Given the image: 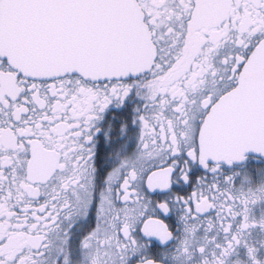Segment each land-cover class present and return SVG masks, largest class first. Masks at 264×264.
Here are the masks:
<instances>
[{
    "label": "snow or ice",
    "instance_id": "1",
    "mask_svg": "<svg viewBox=\"0 0 264 264\" xmlns=\"http://www.w3.org/2000/svg\"><path fill=\"white\" fill-rule=\"evenodd\" d=\"M257 203L264 0H0V264H264Z\"/></svg>",
    "mask_w": 264,
    "mask_h": 264
},
{
    "label": "flooded vegetation",
    "instance_id": "2",
    "mask_svg": "<svg viewBox=\"0 0 264 264\" xmlns=\"http://www.w3.org/2000/svg\"><path fill=\"white\" fill-rule=\"evenodd\" d=\"M193 11H195V10H193ZM209 15H211V13L202 14L201 21L202 22H207V17ZM32 143H34L38 147V149L40 151V154H39V158L38 159H34L33 161L29 162V167H30L31 171L34 174H38V173L42 172L43 170H45L48 167V159H47V155H46V153L48 152V149H45L43 147V145L40 143V141H33ZM13 159H14V155H13ZM260 167L261 166L250 156L248 163L246 165L241 166L240 172H241L242 175L244 173H249V174L257 173V170L260 169ZM10 172H11V175L15 177V182L16 183L21 182L22 177L17 174L15 166L13 167L12 170H10ZM6 175H8V173H6ZM14 187H15V183L13 184V188ZM262 207H264V205L257 203L255 205L254 211L257 214H259V212H260ZM173 230L174 231L176 230V225L175 224H173ZM11 235L13 237H16V236L22 235V234L13 232V233H11ZM253 238H255V234H254ZM5 243H8V241H6Z\"/></svg>",
    "mask_w": 264,
    "mask_h": 264
},
{
    "label": "water",
    "instance_id": "3",
    "mask_svg": "<svg viewBox=\"0 0 264 264\" xmlns=\"http://www.w3.org/2000/svg\"><path fill=\"white\" fill-rule=\"evenodd\" d=\"M139 54V53H137ZM239 146L242 149H248V148H252L254 150H259L261 145V141L258 137L249 135L247 137H244L240 142H239Z\"/></svg>",
    "mask_w": 264,
    "mask_h": 264
}]
</instances>
